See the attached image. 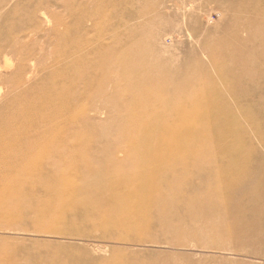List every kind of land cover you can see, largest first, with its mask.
Instances as JSON below:
<instances>
[{
	"label": "bare ground",
	"instance_id": "obj_1",
	"mask_svg": "<svg viewBox=\"0 0 264 264\" xmlns=\"http://www.w3.org/2000/svg\"><path fill=\"white\" fill-rule=\"evenodd\" d=\"M85 2L65 3L70 24L57 42L67 47L65 55L70 58H60L61 64L49 70L50 78L58 74L65 79L32 89L24 87L17 92V98L1 103L0 108L10 105L12 113H0V218L51 217L62 221L88 213L104 228H129L136 232L198 218L202 224L199 234L213 230L232 237L246 234L249 228L243 216L250 211L264 212V170L250 131L238 116L245 112L247 117L241 115L244 122H256L257 138L263 143L264 132L260 131L264 124L259 131L261 123L255 121L256 114L246 112L247 107L241 108L238 99L243 95L238 99L232 96L241 103L239 106L236 101L241 109L233 111L237 106L231 108L221 99L220 88L212 78H197L182 86L170 78L155 81L158 71L146 74L147 77L138 71L129 78L120 73L123 90L125 85L130 87L135 100L128 104L124 123L114 128L119 140L95 132L90 118L79 120L86 106L80 107L76 101L86 93L78 83L83 84L81 88L92 83L85 73L110 45L103 42L101 35L107 18L102 22L93 20L92 32L98 41L99 36L102 40L97 42L98 49L82 52V46H90L85 23L92 14L101 13L99 0L92 7ZM125 13L124 17L132 16ZM118 23L125 26L126 18ZM132 29L126 25L130 34ZM120 35L117 29H111L114 46H121ZM258 51L256 64L260 68L254 67L253 60L245 59L236 72L254 76L249 86L264 89V46ZM122 55L127 67L139 70L138 55L126 51ZM83 63L87 67L82 71L87 70L82 73L79 66ZM102 63L96 60L98 69L103 67ZM210 90L212 93L207 94ZM237 91L234 89L232 95ZM27 94L31 96L26 97ZM254 103L253 106L260 107L261 103ZM199 110L202 111L196 113ZM70 128L76 136L73 144L59 139ZM249 201L256 206L251 208ZM36 248L0 245V264H127L119 254L92 260L86 254L73 255L66 249L57 253L50 247ZM55 254L59 257L53 263L48 257Z\"/></svg>",
	"mask_w": 264,
	"mask_h": 264
},
{
	"label": "rangeland",
	"instance_id": "obj_2",
	"mask_svg": "<svg viewBox=\"0 0 264 264\" xmlns=\"http://www.w3.org/2000/svg\"><path fill=\"white\" fill-rule=\"evenodd\" d=\"M85 1L87 7L97 2ZM65 3L67 0H1L0 106L5 99L17 98V92L24 87L32 89L65 79L58 74L53 78L49 76V70L61 64L60 58H70L66 56L67 47L57 42V37L70 24ZM98 3L101 13L89 14L85 23L90 46H82V52L98 49L97 42L102 37L97 40L91 25L93 20L102 22L104 18L108 23L101 30V35L110 49L105 48L97 57L103 61L102 68L98 69L96 59L85 73L92 78V83L82 88L83 84L78 83L86 93L76 101V105L86 106L79 120L88 117L95 132L108 135L111 140H119L114 128L120 122L124 123L128 104H134L135 100L130 87L125 85L126 90H123L120 73L124 72L129 78L138 71L146 77L158 71L155 81L170 78L182 86L190 85L197 78H212L220 88L221 99L231 108L242 103L243 110L247 107L246 112L256 114L255 121L261 123L258 125L260 131L264 124V119H261L264 118V89L250 87L248 82L254 76L241 75L242 72L236 71L238 66H243L241 61L245 59L253 60L254 67L260 68L256 62L258 50L264 46V0H99ZM124 13H132V16L124 17ZM125 18L127 27L133 28L132 34L126 31V25L118 23L119 19ZM111 29H117L119 35H124H120L121 46L113 45ZM121 48L123 50L120 51ZM125 51L138 55L139 70L124 64L122 53ZM86 67L87 64L83 63L79 70L83 73ZM221 78L225 81L221 82ZM234 84V87H240L234 88ZM234 89H238V95H232ZM211 93L210 90L207 94ZM245 94L248 98L244 100ZM30 96L27 94L26 97ZM232 96H242L237 98L241 103ZM254 102L261 103L263 111L253 106ZM239 106L232 110L238 112ZM11 108L7 104L0 108V113H12ZM242 114L247 117L245 112ZM241 115L239 120L250 131L248 134L254 142L261 170H264V143L257 138L256 122L245 123ZM64 131L65 136L61 134L59 139L73 144L76 136L72 128ZM262 131L264 125L261 134ZM256 165L252 160V167ZM88 175L92 176V173L88 172ZM247 204L251 208L256 206L254 201ZM86 214L80 216L79 213L62 221L51 217L41 220L0 218V245L14 244L25 250L35 246L39 250L50 247L57 253L66 249L73 255L86 254L92 260L119 254L127 264H264V212L250 211L243 216L249 229L240 237L223 235L216 230L210 234H199L202 224L198 218L177 220L178 223L171 222L167 227H151L136 232L129 228H104L96 224L94 216ZM57 257L59 254L49 255L48 260L55 263Z\"/></svg>",
	"mask_w": 264,
	"mask_h": 264
}]
</instances>
